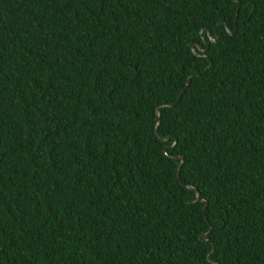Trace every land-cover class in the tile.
Wrapping results in <instances>:
<instances>
[{
	"label": "trees",
	"instance_id": "obj_1",
	"mask_svg": "<svg viewBox=\"0 0 264 264\" xmlns=\"http://www.w3.org/2000/svg\"><path fill=\"white\" fill-rule=\"evenodd\" d=\"M245 3L0 0V264H264Z\"/></svg>",
	"mask_w": 264,
	"mask_h": 264
},
{
	"label": "snow or ice",
	"instance_id": "obj_2",
	"mask_svg": "<svg viewBox=\"0 0 264 264\" xmlns=\"http://www.w3.org/2000/svg\"><path fill=\"white\" fill-rule=\"evenodd\" d=\"M232 2H233L238 8H240V9H243L244 7H246L245 0H232ZM241 23H242L241 21H237L236 27H234L233 29H231V30L233 31V33H237V32L240 31V25H241ZM214 66H215V65H213V67H214ZM191 75H192L193 77H199V76H200V74H199L198 72H196V71L192 72ZM190 83H191V81H189V84H190ZM185 91H187V89H185ZM181 99H182V98H181ZM172 107H173V108H177V107H179V105L173 103ZM206 243H207V241H206Z\"/></svg>",
	"mask_w": 264,
	"mask_h": 264
},
{
	"label": "water",
	"instance_id": "obj_3",
	"mask_svg": "<svg viewBox=\"0 0 264 264\" xmlns=\"http://www.w3.org/2000/svg\"><path fill=\"white\" fill-rule=\"evenodd\" d=\"M182 159H183V162H184L185 158H182ZM200 195H201L200 192H197L198 200H199L200 202H204V200L199 199ZM207 207H208V204H207V206H206V210H207ZM208 235H210V234L203 235V236L201 237L202 240L206 241V237H207Z\"/></svg>",
	"mask_w": 264,
	"mask_h": 264
}]
</instances>
